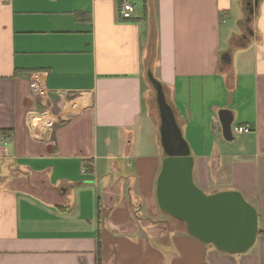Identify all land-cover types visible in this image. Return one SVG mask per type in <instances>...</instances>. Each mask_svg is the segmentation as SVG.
<instances>
[{"label": "crops", "instance_id": "crops-1", "mask_svg": "<svg viewBox=\"0 0 264 264\" xmlns=\"http://www.w3.org/2000/svg\"><path fill=\"white\" fill-rule=\"evenodd\" d=\"M128 1L124 20L121 0H0V264H264V0ZM147 69L195 186L256 210L246 253L160 212Z\"/></svg>", "mask_w": 264, "mask_h": 264}, {"label": "water", "instance_id": "water-1", "mask_svg": "<svg viewBox=\"0 0 264 264\" xmlns=\"http://www.w3.org/2000/svg\"><path fill=\"white\" fill-rule=\"evenodd\" d=\"M146 79L154 93L164 159L156 180V201L163 215L182 223L189 236L217 251L244 254L254 244L257 212L235 191L205 195L193 183V159L167 103L161 84L147 69ZM222 137L233 139L232 118L227 110L218 113Z\"/></svg>", "mask_w": 264, "mask_h": 264}, {"label": "built area", "instance_id": "built-area-1", "mask_svg": "<svg viewBox=\"0 0 264 264\" xmlns=\"http://www.w3.org/2000/svg\"><path fill=\"white\" fill-rule=\"evenodd\" d=\"M119 13L121 18L129 20L135 13V6L132 5L128 0H121ZM234 135H243L250 133V128L247 125H239L233 128Z\"/></svg>", "mask_w": 264, "mask_h": 264}, {"label": "trees", "instance_id": "trees-1", "mask_svg": "<svg viewBox=\"0 0 264 264\" xmlns=\"http://www.w3.org/2000/svg\"><path fill=\"white\" fill-rule=\"evenodd\" d=\"M0 136H8V133L6 131H0Z\"/></svg>", "mask_w": 264, "mask_h": 264}, {"label": "bare ground", "instance_id": "bare-ground-1", "mask_svg": "<svg viewBox=\"0 0 264 264\" xmlns=\"http://www.w3.org/2000/svg\"><path fill=\"white\" fill-rule=\"evenodd\" d=\"M160 172V171H159ZM155 196H156V193H155ZM157 202V201H156ZM159 208V207H158ZM161 212V211H160ZM162 213V212H161ZM182 224V223H181ZM183 225V224H182ZM183 227H184V225H183ZM185 228V227H184ZM186 231V230H185Z\"/></svg>", "mask_w": 264, "mask_h": 264}, {"label": "rangeland", "instance_id": "rangeland-1", "mask_svg": "<svg viewBox=\"0 0 264 264\" xmlns=\"http://www.w3.org/2000/svg\"><path fill=\"white\" fill-rule=\"evenodd\" d=\"M140 6V5H139Z\"/></svg>", "mask_w": 264, "mask_h": 264}]
</instances>
